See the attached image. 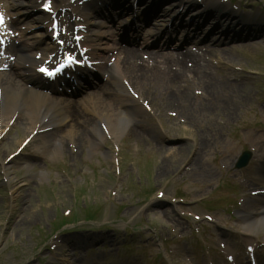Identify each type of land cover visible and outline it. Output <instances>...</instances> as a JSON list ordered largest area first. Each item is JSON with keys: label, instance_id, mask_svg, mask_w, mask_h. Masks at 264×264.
Returning <instances> with one entry per match:
<instances>
[{"label": "rangeland", "instance_id": "1", "mask_svg": "<svg viewBox=\"0 0 264 264\" xmlns=\"http://www.w3.org/2000/svg\"><path fill=\"white\" fill-rule=\"evenodd\" d=\"M225 3L248 17L238 20L251 26L253 34L264 35V0ZM190 17L186 14L185 21ZM117 25L105 27L106 33L115 34ZM146 38L142 35L135 46L124 45H146L141 46L144 52L184 51L145 44ZM218 59H210L215 82L206 85L207 95L192 74L180 81L162 77L160 69L157 76L149 75L150 92L134 89L142 106L133 112L141 120L131 124L136 132L129 130L131 125H119L116 136L105 134L99 142L94 138L93 147L67 141L44 150L36 141L14 159L12 182L23 186L18 192L7 180L3 163L27 133L14 127L0 137V264H52V259L54 264H154L160 250L165 256L158 264H190L189 254H195L187 251H195L192 236L197 239L209 229L216 242L226 243L227 235L220 234L232 233L240 224L242 203L250 196L241 178L264 149V45L239 47ZM197 143L202 147L196 155ZM179 147L184 151L177 159H167ZM244 148L253 157L247 167L236 170L228 159L237 158ZM32 155L38 156L34 162ZM232 191L240 201L229 217L222 206ZM88 214L94 221L86 220ZM188 214H199L202 220L196 224ZM16 216L18 221L7 230ZM53 221L68 223L56 231ZM198 225L201 233L192 234ZM61 247H67V254ZM237 248L244 249L243 244ZM209 254L203 256H218L216 250Z\"/></svg>", "mask_w": 264, "mask_h": 264}, {"label": "bare ground", "instance_id": "2", "mask_svg": "<svg viewBox=\"0 0 264 264\" xmlns=\"http://www.w3.org/2000/svg\"><path fill=\"white\" fill-rule=\"evenodd\" d=\"M178 6H184L187 3L186 0H178ZM189 1V0H187ZM32 2V3H31ZM215 0H210L209 3L213 4ZM31 5L27 7V11L33 12L35 9L34 2L30 0ZM18 10H21V6L16 4ZM91 6V5H90ZM12 11L19 13L17 9L11 8ZM171 9H165V15L171 14ZM95 11L91 9L88 13L82 15L83 23L87 25L88 35L87 38L90 40H84V44L91 47V54L96 55L100 48V44L105 39L104 32H101V28L104 26L95 17ZM181 14V13H179ZM38 19L40 16L37 14ZM27 17V13L24 10L21 15V19ZM159 15L155 16L158 19ZM43 20L39 22V25H43ZM38 25V24H37ZM23 34V33H22ZM43 31L37 34L33 31L28 34H23L31 36L29 41L31 44H26L21 42L19 45L14 46L16 51L19 53V59L12 66L13 71L3 72L0 71V128L1 132L6 130L7 126L12 125L20 127L25 133L31 134L32 131L37 130L38 133L36 137L41 139V143H76L78 146L84 144H91V147L96 146L97 140L104 139L105 129L113 136H116L119 125L122 127L125 125L129 126L131 119H127L130 116V112H140V106L136 104V101L130 97L129 91L125 88V85L119 87V92L113 89L111 86L106 84L98 85L94 92L92 93L93 98L89 101L83 102L87 109L85 115H83L78 107V102L69 98L54 97L52 95L55 92L53 86L46 83L40 79L37 73L34 71V66L39 62L30 55L34 50H39L41 44L43 43L46 48L56 51L58 46H56L52 41L45 38ZM151 37H153V32H151ZM155 34V33H154ZM48 36V35H47ZM154 37L158 35L155 34ZM189 36H186L185 41H188ZM261 38V37H260ZM251 39L244 40H234V42L240 41H250ZM261 42L249 44L250 46L257 47L262 43L264 45V36L261 38ZM205 42H210L209 40H204ZM202 41V42H204ZM91 43V44H90ZM202 51L194 52L191 49H186V51L181 53H158L151 52L149 54V60H144L141 56V51L137 49H130L128 47L119 46L112 48H104V51H111L118 48L117 62L114 64H109L106 56H101L100 59H105L103 62V70L106 71L110 77L119 79L121 75H124L128 80H130L131 85L136 87L143 92L147 91L149 86V75H156V70L160 69V73L163 71L165 76H169L178 81L182 79L185 75L192 74V79L197 81L203 86V92L207 95L206 85L213 84L215 82L214 76H211V63L209 62L212 58L223 59L225 53L230 55L235 49L230 47L228 49H215L211 45H203ZM206 55H208L206 57ZM192 64L189 66V62ZM130 76H126L128 74ZM117 84H122L121 79H119ZM151 85V84H150ZM41 86V88H40ZM150 91H147V93ZM208 100H212L213 97H207ZM181 111L186 110L183 106L179 105ZM264 113V111L262 112ZM137 120L136 116L133 117V121ZM138 121V120H137ZM101 127L96 128L95 126ZM132 132H136V129H129ZM121 133V132H120ZM119 133V134H120ZM94 135V136H92ZM199 136V133L197 134ZM6 137V134L5 136ZM67 139V140H66ZM202 143H197L195 152L196 155L201 149ZM60 148V146H58ZM93 149V148H92ZM184 151L183 149L177 148L176 151L173 150L169 159H177L180 153ZM201 151V150H200ZM260 162V161H259ZM192 165L195 169L198 167V161L196 158H192ZM16 162L14 159L10 162L5 163V173L9 179H12L13 174L16 172ZM248 175V174H247ZM263 180V181H262ZM249 186L255 185V189H264V179L262 178H249L246 180ZM20 186L15 189L17 192L22 188ZM245 214L243 217V225L245 226V232L250 240L252 241V234L254 229L262 228L264 229V195L260 196V203L258 207H250V204L246 203L244 206ZM254 211L256 214H253Z\"/></svg>", "mask_w": 264, "mask_h": 264}, {"label": "snow or ice", "instance_id": "3", "mask_svg": "<svg viewBox=\"0 0 264 264\" xmlns=\"http://www.w3.org/2000/svg\"><path fill=\"white\" fill-rule=\"evenodd\" d=\"M3 23H4L3 15L0 14V25H2ZM41 71H45L48 75H52L53 74L50 71H48L47 69H41Z\"/></svg>", "mask_w": 264, "mask_h": 264}]
</instances>
